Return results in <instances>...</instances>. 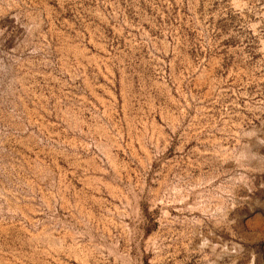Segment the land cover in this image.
<instances>
[{"label":"rangeland","instance_id":"374dc122","mask_svg":"<svg viewBox=\"0 0 264 264\" xmlns=\"http://www.w3.org/2000/svg\"><path fill=\"white\" fill-rule=\"evenodd\" d=\"M0 264H264V0H0Z\"/></svg>","mask_w":264,"mask_h":264}]
</instances>
